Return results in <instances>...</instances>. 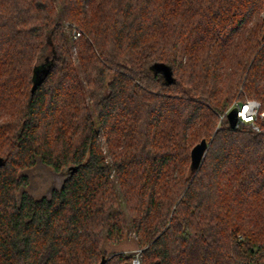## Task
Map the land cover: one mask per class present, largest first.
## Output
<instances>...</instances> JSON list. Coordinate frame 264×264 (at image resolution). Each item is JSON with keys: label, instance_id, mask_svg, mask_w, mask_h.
<instances>
[{"label": "trees", "instance_id": "1", "mask_svg": "<svg viewBox=\"0 0 264 264\" xmlns=\"http://www.w3.org/2000/svg\"><path fill=\"white\" fill-rule=\"evenodd\" d=\"M248 99L264 0H0V264H131L132 234L141 264H264V116L222 118Z\"/></svg>", "mask_w": 264, "mask_h": 264}, {"label": "rangeland", "instance_id": "2", "mask_svg": "<svg viewBox=\"0 0 264 264\" xmlns=\"http://www.w3.org/2000/svg\"><path fill=\"white\" fill-rule=\"evenodd\" d=\"M73 50H75V47ZM41 70H44L43 66L38 69V71ZM67 175V169L62 172H57L51 167L45 165L43 162L39 161L36 167H34L30 172L31 184L29 191L36 196H50L53 188L61 187ZM114 249L126 253H133L130 263L134 264V259L138 258L140 262L139 264H141L142 248L138 246L137 240L133 234L131 237H127L123 241L114 245Z\"/></svg>", "mask_w": 264, "mask_h": 264}, {"label": "water", "instance_id": "3", "mask_svg": "<svg viewBox=\"0 0 264 264\" xmlns=\"http://www.w3.org/2000/svg\"><path fill=\"white\" fill-rule=\"evenodd\" d=\"M44 70L39 71V75L37 79L39 80L41 77L40 75L42 73L46 72V65L43 66ZM151 69L156 72L162 74L164 81L168 84L172 83L175 81V76H174V71L171 65L164 63V62H155L152 64ZM228 120L230 122V125L232 127L237 126L238 122V109L235 107L233 108L229 113H228ZM209 143L206 139H203L201 142L196 144L193 149H192V163H191V168L192 170L197 169L200 167L205 154L208 150ZM1 159V158H0ZM107 259L103 258V260L100 262V264H106Z\"/></svg>", "mask_w": 264, "mask_h": 264}, {"label": "built area", "instance_id": "4", "mask_svg": "<svg viewBox=\"0 0 264 264\" xmlns=\"http://www.w3.org/2000/svg\"><path fill=\"white\" fill-rule=\"evenodd\" d=\"M76 35H80L81 32L76 31ZM238 109V122L239 123H248L252 126V128L256 131L259 132L261 131V127L258 123V118L264 116V111L261 110V103L256 100V99H248L244 103H238L235 102L223 115L222 118L227 117L228 118V113L233 109V108ZM139 259L136 258L134 259V264H139Z\"/></svg>", "mask_w": 264, "mask_h": 264}]
</instances>
